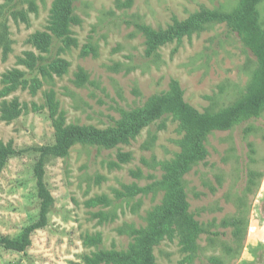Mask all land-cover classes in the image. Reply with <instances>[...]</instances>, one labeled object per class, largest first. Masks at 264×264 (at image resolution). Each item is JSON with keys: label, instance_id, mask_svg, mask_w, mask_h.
I'll return each mask as SVG.
<instances>
[{"label": "rangeland", "instance_id": "obj_1", "mask_svg": "<svg viewBox=\"0 0 264 264\" xmlns=\"http://www.w3.org/2000/svg\"><path fill=\"white\" fill-rule=\"evenodd\" d=\"M52 1L0 0V142L23 150L0 172V236L9 238L38 217L33 176L38 152L32 148L54 142L49 91L66 124L106 128L120 109L168 92L172 80L198 111H218L246 92L257 68L253 54L224 22L168 41L151 55L137 28L145 23L164 29L201 7L229 11L238 0H133L130 7H119L116 0H74L79 22L70 32L76 43L54 41L41 52L31 36L52 35ZM257 10L264 29V0ZM27 52L45 62L63 59L66 71L31 72L21 61ZM12 70L24 72L15 88L3 80ZM14 100L18 115L3 119V102ZM182 135L178 122L164 115L111 148L75 143L65 157H47L44 180L53 197L47 224L30 234L24 253L0 247V264H86L85 256L98 248L128 250L135 243L132 228L145 227L148 212L164 199L166 189L157 184L162 163L180 152ZM204 145L205 158L183 175L188 211L203 228L197 247L190 249L185 231L174 226L153 246L155 264H264V108L228 129L212 130ZM118 153L129 158L121 162ZM135 187L143 190L129 194ZM235 217L241 220L238 235L227 224ZM97 234L100 242H85Z\"/></svg>", "mask_w": 264, "mask_h": 264}, {"label": "trees", "instance_id": "obj_2", "mask_svg": "<svg viewBox=\"0 0 264 264\" xmlns=\"http://www.w3.org/2000/svg\"><path fill=\"white\" fill-rule=\"evenodd\" d=\"M261 1L238 0L237 5L229 11L201 7L185 20L174 19L172 24L164 29H154L145 23L137 24V28L145 36L148 55L153 54L162 44L201 31L210 23L224 22L230 31L238 35L244 46L255 57L257 68L246 92L232 104L218 111H198L183 99L178 82L172 80L170 90L165 94L154 95L142 105L120 109V117L111 125L97 128L77 123L66 124L64 113L58 110L54 92L49 91L45 97L48 117L54 128V142L32 148L38 152L33 165L36 195L39 200L38 217L23 226L15 238L0 236V247L24 253L31 242L30 234L46 226L47 214L53 204V197L44 180L47 157H65L75 143L111 148L118 143L129 141L138 135L143 127L166 115L178 122L183 135L179 140L180 152L172 160L162 163L164 173L157 182L160 187L166 189L162 203L148 212L145 227L132 228L135 243L128 250L98 248L86 255L84 261L86 264H155L153 246L164 236L171 235L174 226L185 231L186 245L195 250L196 238L203 228L188 211L183 175L192 165L205 158L207 151L204 141L209 132L214 129H228L244 119L256 117L264 108V29L260 24L257 10V4ZM132 2L133 0H116L119 7H130ZM49 12L48 28L52 35L43 31L35 32L31 36L33 45L41 52H48L54 41H61L65 46L75 44L76 39L70 32V25L79 22V17L74 13V0H53ZM83 52L88 53V50L85 49ZM21 61L31 72L38 71L41 74H46L47 68H50L60 75L66 71L68 65L60 58H52L45 62L44 57L36 56L33 52H27L26 57ZM23 75L24 72L20 70H12L4 75L3 80L9 83V88H15ZM77 76L80 83L86 79L81 70ZM32 79L37 80L36 77ZM1 112L3 119H13L19 113L17 102L15 100L10 104L3 102ZM22 151L15 149L11 142L5 144L0 142V172L9 157ZM117 157L123 162L129 158V153H118ZM142 190L135 187L133 193L129 194H136ZM227 222L233 227L234 235H238L241 231L240 218L235 217ZM100 240V234L95 237L91 235L85 237L87 244Z\"/></svg>", "mask_w": 264, "mask_h": 264}]
</instances>
